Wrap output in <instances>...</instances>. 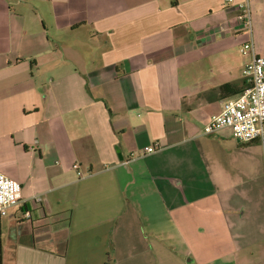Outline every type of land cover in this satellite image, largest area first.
<instances>
[{"label": "crops", "instance_id": "crops-1", "mask_svg": "<svg viewBox=\"0 0 264 264\" xmlns=\"http://www.w3.org/2000/svg\"><path fill=\"white\" fill-rule=\"evenodd\" d=\"M240 1L0 0V264H264L262 147L203 133L264 57Z\"/></svg>", "mask_w": 264, "mask_h": 264}, {"label": "built area", "instance_id": "built-area-1", "mask_svg": "<svg viewBox=\"0 0 264 264\" xmlns=\"http://www.w3.org/2000/svg\"><path fill=\"white\" fill-rule=\"evenodd\" d=\"M236 7L237 21L250 34L249 0L238 2ZM240 51L242 55L250 57L242 69L247 86L234 98L226 101L219 113L209 118L203 126V133L211 135L221 129H229L237 141L257 142L264 152V57L255 55L251 35ZM158 149L159 145H150L144 149V154L154 153ZM34 202H40V198H35ZM24 203L20 184L0 173V218L7 217L10 209L20 207ZM24 217L30 219V211H25Z\"/></svg>", "mask_w": 264, "mask_h": 264}, {"label": "trees", "instance_id": "trees-1", "mask_svg": "<svg viewBox=\"0 0 264 264\" xmlns=\"http://www.w3.org/2000/svg\"><path fill=\"white\" fill-rule=\"evenodd\" d=\"M246 86H247V85H246ZM246 86H245V87H246ZM245 87H243L242 90H241L240 92H242V91L245 89Z\"/></svg>", "mask_w": 264, "mask_h": 264}]
</instances>
